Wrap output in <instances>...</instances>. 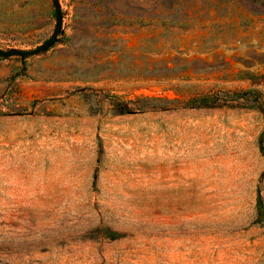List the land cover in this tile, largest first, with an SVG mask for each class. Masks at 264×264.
Returning a JSON list of instances; mask_svg holds the SVG:
<instances>
[{
	"label": "rangeland",
	"instance_id": "rangeland-1",
	"mask_svg": "<svg viewBox=\"0 0 264 264\" xmlns=\"http://www.w3.org/2000/svg\"><path fill=\"white\" fill-rule=\"evenodd\" d=\"M59 2L0 57V264H264V112L185 103L264 108V0ZM55 10L0 0V51Z\"/></svg>",
	"mask_w": 264,
	"mask_h": 264
},
{
	"label": "trees",
	"instance_id": "trees-1",
	"mask_svg": "<svg viewBox=\"0 0 264 264\" xmlns=\"http://www.w3.org/2000/svg\"><path fill=\"white\" fill-rule=\"evenodd\" d=\"M58 42V41H57ZM186 105L191 107H212L215 105H229L232 107H247L259 109L264 112L260 94L255 90L241 91H219L215 94H206L190 98ZM264 153V148H262ZM258 213L259 219L264 225V203L262 197H258ZM115 237V234H109Z\"/></svg>",
	"mask_w": 264,
	"mask_h": 264
},
{
	"label": "water",
	"instance_id": "water-1",
	"mask_svg": "<svg viewBox=\"0 0 264 264\" xmlns=\"http://www.w3.org/2000/svg\"><path fill=\"white\" fill-rule=\"evenodd\" d=\"M55 13H56V31L55 33L42 45H40L37 49L32 51H19V50H12V51H0V57H11V56H33L39 53L48 51L51 49L57 42L58 35L61 34L63 28V14L60 8L59 0H55Z\"/></svg>",
	"mask_w": 264,
	"mask_h": 264
}]
</instances>
